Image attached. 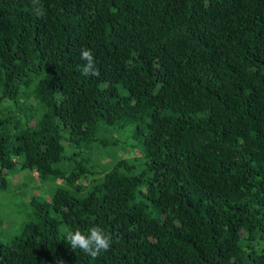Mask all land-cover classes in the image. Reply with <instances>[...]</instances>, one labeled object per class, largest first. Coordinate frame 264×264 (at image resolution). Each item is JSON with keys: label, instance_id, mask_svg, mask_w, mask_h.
Returning a JSON list of instances; mask_svg holds the SVG:
<instances>
[{"label": "trees", "instance_id": "trees-1", "mask_svg": "<svg viewBox=\"0 0 264 264\" xmlns=\"http://www.w3.org/2000/svg\"><path fill=\"white\" fill-rule=\"evenodd\" d=\"M37 2L0 0V264H264V0Z\"/></svg>", "mask_w": 264, "mask_h": 264}, {"label": "rangeland", "instance_id": "rangeland-1", "mask_svg": "<svg viewBox=\"0 0 264 264\" xmlns=\"http://www.w3.org/2000/svg\"><path fill=\"white\" fill-rule=\"evenodd\" d=\"M108 134L114 136L112 131L111 133L108 132ZM127 137L126 131L124 133H119L117 138L114 136V139L117 141L119 140L121 144H119V147L116 146L113 150L110 149L108 152L106 151L107 158H109L110 154L114 152L119 155V158L124 157L126 159H131L137 154L133 147V140H130L129 138L127 139ZM35 186L36 184H34V187ZM22 193L23 192H21L20 189L11 185H8L6 191H0V242L6 241L18 230L19 216H23L25 219L28 215L27 208L23 205L25 203H22V206L21 204L19 205L21 213H17V205L20 202Z\"/></svg>", "mask_w": 264, "mask_h": 264}, {"label": "clouds", "instance_id": "clouds-1", "mask_svg": "<svg viewBox=\"0 0 264 264\" xmlns=\"http://www.w3.org/2000/svg\"><path fill=\"white\" fill-rule=\"evenodd\" d=\"M32 11L37 17L45 15L43 8L38 5L37 0H33ZM80 57L83 61H86L82 69L84 75H98L92 51L90 49H82ZM135 152L137 153L136 150ZM137 155L138 153L134 157ZM133 158H123V160L132 162ZM65 240L73 251L79 249L92 258L98 257L102 251H107L111 243V237L106 235L99 227H91L87 234L79 230L69 231L65 236Z\"/></svg>", "mask_w": 264, "mask_h": 264}]
</instances>
